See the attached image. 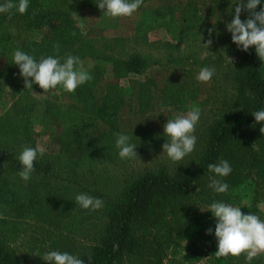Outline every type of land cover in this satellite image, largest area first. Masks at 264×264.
I'll use <instances>...</instances> for the list:
<instances>
[{
    "label": "rangeland",
    "instance_id": "rangeland-1",
    "mask_svg": "<svg viewBox=\"0 0 264 264\" xmlns=\"http://www.w3.org/2000/svg\"><path fill=\"white\" fill-rule=\"evenodd\" d=\"M46 1L49 7L53 3L68 7L73 27L71 30L70 24V33L53 57L61 62L69 54L79 57L94 79L99 80L98 74H102L99 95L103 101L101 105L95 103L89 81L74 93L61 87L44 93L34 82L32 89H26L21 74L11 79L0 76V160L8 157V167L0 169L5 170L7 183L0 203L8 205V216L0 210V245L8 264H47L42 257L49 251L68 252L80 259L88 255L103 240L109 214L123 202L137 179L147 173L172 175L178 168L196 162L210 126L237 110L236 73L240 70L241 48L233 43L227 24L241 0H199L192 32L180 27L179 6L163 9L158 0H144L131 17L120 18L104 16L106 9L97 6L101 0ZM249 14L245 8L241 20L246 21ZM80 23L83 30L78 27ZM44 34L40 30L31 36L37 40ZM209 40L212 44L207 48L204 44ZM51 55L35 59L39 62ZM133 57L146 62L139 73L123 65ZM204 67L215 69L209 83L196 80ZM262 73L264 77V61ZM16 100L21 108L9 111ZM193 105L201 109L194 132L195 150L182 161L172 162L163 154L162 146L168 140L164 126ZM100 108L106 117L101 116ZM116 133L130 138L138 157H119ZM72 141L82 147L77 149L80 156L75 159L66 156L67 150L76 151L66 149ZM37 145L44 149V155H37L35 171L25 182L18 175L22 169L18 156L24 147ZM13 161L19 162L20 170L12 166ZM80 193L101 199L103 207L96 211L82 209L75 202ZM239 208L246 215L245 208ZM185 209V202L171 201L169 214L164 212L159 225L146 234L148 243L157 240L159 245L154 250L126 253L119 264L215 261L212 256L201 259L188 251L190 231L186 239H174L185 228ZM261 210L263 213L264 207ZM212 244L218 250L215 235Z\"/></svg>",
    "mask_w": 264,
    "mask_h": 264
},
{
    "label": "trees",
    "instance_id": "trees-1",
    "mask_svg": "<svg viewBox=\"0 0 264 264\" xmlns=\"http://www.w3.org/2000/svg\"><path fill=\"white\" fill-rule=\"evenodd\" d=\"M158 1L163 3V9H166L168 5L179 6L180 27L184 32L193 31L192 22L199 0H185L180 4L176 0ZM4 2L5 0H0V4ZM49 4L50 2L46 0H29V8L23 15L16 9L8 14H0V76L3 75L4 78L8 76V79H11L15 77V74H21L19 67L13 64L15 50L24 51L34 58H39V55L43 54H52L51 56L58 54L54 46L61 44L66 33H70L67 30L71 20L67 11L68 7L61 4L54 5L55 3L49 7ZM262 9H264V0H261V4L255 11L259 12ZM72 28L71 24L70 29ZM40 30H43L45 34L35 40L31 35L34 31ZM239 58L240 70L236 73L237 110L217 119L210 126L203 153L196 162L178 168L172 175L147 173L128 188L123 202L109 214V228L103 240L82 258L84 264H119L126 253L143 249L154 250V247L159 245L158 241L151 240L148 243L146 234L159 225L164 212L166 216L169 214L167 210L169 203L173 200L185 202V210L188 211L185 216L186 223L183 224L185 228L178 231L174 239L177 241L186 239L190 231L192 238L188 241L186 248L196 257L205 259L212 256L211 259H215V261H205L206 264H264V254H259L251 262L246 259V255L218 259L215 256L217 248H214L212 244L217 223L209 211L213 202H223L234 207L243 206L246 215L256 214L264 220V212L261 213L260 207L264 205V135H260V128L264 127V122L257 124L252 115L264 110L263 61L257 56L254 47L247 52L241 49ZM144 63L146 62L140 61V58L133 57V59H126L123 65L133 70V73H139V68ZM14 68L17 70L11 71ZM9 72L13 75L8 74ZM98 76L99 80L93 78L89 83L95 103L101 105L103 99L99 95V90L103 87L102 74ZM130 82L135 83V81ZM132 95L128 96L129 102ZM18 102L16 100L9 111L19 110L21 107ZM100 111L101 116H107L102 108ZM110 120L111 117L108 121ZM81 148L79 143L70 142L66 149H76V151L67 150V158H78L80 152H76ZM11 160H13L12 157ZM221 160H227L231 166L232 171L227 177H217L208 170L209 164H218ZM16 164L15 161L12 162V166L20 170L19 162L17 161ZM7 167L8 157L2 158L0 169ZM3 174L6 175L5 170L0 171V194L7 184ZM210 178L227 183L228 191L215 192L209 187ZM0 204L2 205L1 213L8 216V205ZM209 229H212V234H208ZM175 240L171 242H176ZM158 256L157 259H159ZM0 262L8 264L1 245Z\"/></svg>",
    "mask_w": 264,
    "mask_h": 264
},
{
    "label": "clouds",
    "instance_id": "clouds-1",
    "mask_svg": "<svg viewBox=\"0 0 264 264\" xmlns=\"http://www.w3.org/2000/svg\"><path fill=\"white\" fill-rule=\"evenodd\" d=\"M143 4V0H101L97 4L100 10H105L104 16L111 18L131 17ZM261 0H241L235 7V16L231 23L227 24V30L231 33L232 41L243 51L255 48L256 54L261 61H264V9L255 11ZM29 8V0H5L0 4V14L11 13L16 9L23 15ZM251 12V16L246 20H241V12L244 9ZM74 17H79L72 12ZM83 20V19H81ZM83 30L84 24H78ZM75 35V33H73ZM211 35V30H209ZM212 41L204 44L209 48ZM55 50L59 52V44ZM13 63L19 67L20 73L25 80L26 89H32L33 82L39 85L44 93L61 87L68 93H74L76 89L93 79V77L83 67L79 57L67 55L63 62L58 57H42L39 62L31 55L21 50L13 52ZM215 73L214 68L204 67L196 76L200 83H209ZM257 124L264 122V110L252 114ZM201 116V109L193 105L187 113H179L174 118L169 119L164 126V134L168 137L167 142L162 146L163 154L172 162H180L187 155L195 150L197 138L194 135L196 125ZM254 127V126H253ZM264 134V127L260 128ZM116 148L119 150L121 159L138 157L135 151L136 145L129 143L127 135L116 133ZM254 146V145H253ZM43 157L44 149L37 145L36 148L24 147L18 159L22 165L19 177L25 182L31 179L35 171L34 162L37 155ZM208 170L217 177H227L232 169L227 160H221L218 164H209ZM209 187L217 193H226L228 184L221 180L210 178ZM75 202L84 210L96 211L103 207V201L92 197L86 193L76 195ZM264 207V205H260ZM215 217V237L218 241V250L215 256L227 258L229 256L239 257L246 255V259L251 262L259 254H264V220L256 214H243L241 208L234 207L223 202H213L209 210ZM212 234V229L208 230ZM42 259L47 264H84V261L68 252L49 251ZM91 259V258H89Z\"/></svg>",
    "mask_w": 264,
    "mask_h": 264
}]
</instances>
